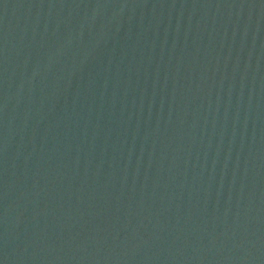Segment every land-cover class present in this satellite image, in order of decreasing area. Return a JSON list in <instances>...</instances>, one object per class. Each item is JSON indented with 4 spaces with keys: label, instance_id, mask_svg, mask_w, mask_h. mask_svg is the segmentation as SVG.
Returning <instances> with one entry per match:
<instances>
[{
    "label": "water",
    "instance_id": "95a60500",
    "mask_svg": "<svg viewBox=\"0 0 264 264\" xmlns=\"http://www.w3.org/2000/svg\"><path fill=\"white\" fill-rule=\"evenodd\" d=\"M0 264H264V0H0Z\"/></svg>",
    "mask_w": 264,
    "mask_h": 264
}]
</instances>
